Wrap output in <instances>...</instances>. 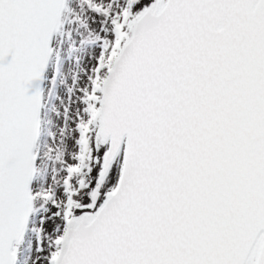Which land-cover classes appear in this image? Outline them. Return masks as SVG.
Instances as JSON below:
<instances>
[{"label": "snow or ice", "instance_id": "obj_1", "mask_svg": "<svg viewBox=\"0 0 264 264\" xmlns=\"http://www.w3.org/2000/svg\"><path fill=\"white\" fill-rule=\"evenodd\" d=\"M0 264H264V0H0Z\"/></svg>", "mask_w": 264, "mask_h": 264}]
</instances>
